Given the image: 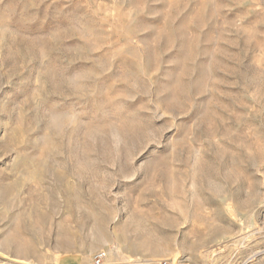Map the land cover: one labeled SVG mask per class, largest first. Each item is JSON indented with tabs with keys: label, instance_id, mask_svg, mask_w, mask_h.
I'll use <instances>...</instances> for the list:
<instances>
[{
	"label": "rangeland",
	"instance_id": "rangeland-1",
	"mask_svg": "<svg viewBox=\"0 0 264 264\" xmlns=\"http://www.w3.org/2000/svg\"><path fill=\"white\" fill-rule=\"evenodd\" d=\"M100 254L264 264V0H0V264Z\"/></svg>",
	"mask_w": 264,
	"mask_h": 264
},
{
	"label": "bare ground",
	"instance_id": "bare-ground-1",
	"mask_svg": "<svg viewBox=\"0 0 264 264\" xmlns=\"http://www.w3.org/2000/svg\"><path fill=\"white\" fill-rule=\"evenodd\" d=\"M16 236L21 238L22 240L21 245L26 246L25 249L19 251V255L21 256H29L32 255L33 249L31 247L33 246V229H22L16 232ZM10 242L7 241L6 244H9ZM31 246V247H30Z\"/></svg>",
	"mask_w": 264,
	"mask_h": 264
},
{
	"label": "built area",
	"instance_id": "built-area-1",
	"mask_svg": "<svg viewBox=\"0 0 264 264\" xmlns=\"http://www.w3.org/2000/svg\"><path fill=\"white\" fill-rule=\"evenodd\" d=\"M102 259V254H100L99 256H97V258L95 259V263L98 264ZM160 264H169L168 262H161Z\"/></svg>",
	"mask_w": 264,
	"mask_h": 264
}]
</instances>
